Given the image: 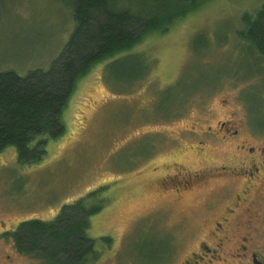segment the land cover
<instances>
[{
	"label": "rangeland",
	"instance_id": "rangeland-1",
	"mask_svg": "<svg viewBox=\"0 0 264 264\" xmlns=\"http://www.w3.org/2000/svg\"><path fill=\"white\" fill-rule=\"evenodd\" d=\"M128 2L142 1L117 5ZM263 2L207 0L169 32L136 45L135 55L94 66L63 112L65 132L48 141L41 160L20 162L15 146L0 153V229L51 220L65 204L100 190L107 205L91 215L88 234L112 244L101 246L94 264H155L180 255L182 225L157 181L204 165L196 146L213 138L209 127L219 134L222 122L264 140V58L236 33L243 14ZM75 27L72 0H0V71L48 69ZM217 145L215 163L235 152ZM0 264L42 262L3 235Z\"/></svg>",
	"mask_w": 264,
	"mask_h": 264
},
{
	"label": "trees",
	"instance_id": "trees-1",
	"mask_svg": "<svg viewBox=\"0 0 264 264\" xmlns=\"http://www.w3.org/2000/svg\"><path fill=\"white\" fill-rule=\"evenodd\" d=\"M141 1L135 7L132 2L118 6V0H72L75 30L48 69H34L26 75L0 71V153L15 146L20 162L41 160L48 141L65 132L63 112L79 81L94 66L135 55L136 45L151 35L169 32L207 0ZM241 21L238 40L264 58V2L255 11L245 12ZM99 193L91 191L65 204L51 220L21 221L10 233L14 246L42 264H94L102 254L101 246L112 244L111 237L88 234L91 215L107 205Z\"/></svg>",
	"mask_w": 264,
	"mask_h": 264
},
{
	"label": "flooded vegetation",
	"instance_id": "flooded-vegetation-1",
	"mask_svg": "<svg viewBox=\"0 0 264 264\" xmlns=\"http://www.w3.org/2000/svg\"><path fill=\"white\" fill-rule=\"evenodd\" d=\"M211 130L205 133L213 138L196 146L204 165L159 176L166 207L182 225L183 250L155 264H264V140L227 122L219 134ZM217 142L235 151L222 163L210 159ZM15 229L0 236L13 241Z\"/></svg>",
	"mask_w": 264,
	"mask_h": 264
}]
</instances>
